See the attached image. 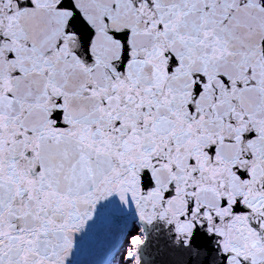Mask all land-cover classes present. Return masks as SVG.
Here are the masks:
<instances>
[{
    "label": "snow or ice",
    "instance_id": "1",
    "mask_svg": "<svg viewBox=\"0 0 264 264\" xmlns=\"http://www.w3.org/2000/svg\"><path fill=\"white\" fill-rule=\"evenodd\" d=\"M101 212L109 264H264V0H0V264Z\"/></svg>",
    "mask_w": 264,
    "mask_h": 264
},
{
    "label": "water",
    "instance_id": "2",
    "mask_svg": "<svg viewBox=\"0 0 264 264\" xmlns=\"http://www.w3.org/2000/svg\"><path fill=\"white\" fill-rule=\"evenodd\" d=\"M118 228L116 214H98L94 221L88 223L85 233L76 236L75 248L67 264H109L118 243ZM165 244L163 239L154 242L147 259L153 264H172L177 260L179 257Z\"/></svg>",
    "mask_w": 264,
    "mask_h": 264
}]
</instances>
